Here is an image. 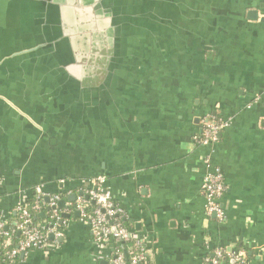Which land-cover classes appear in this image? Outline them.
<instances>
[{
	"label": "crops",
	"instance_id": "crops-1",
	"mask_svg": "<svg viewBox=\"0 0 264 264\" xmlns=\"http://www.w3.org/2000/svg\"><path fill=\"white\" fill-rule=\"evenodd\" d=\"M31 1L0 0V218L15 226L16 206L36 187L61 195L69 218L60 238L18 264H109V249L70 207L96 176L146 242V264H204L215 248L264 264V0H209L166 42L150 33L161 51H124L143 62L110 75L101 106L91 94L60 96L69 79L53 57L59 39L30 27ZM211 119L227 127L196 145ZM214 168L222 222L201 193Z\"/></svg>",
	"mask_w": 264,
	"mask_h": 264
},
{
	"label": "water",
	"instance_id": "water-1",
	"mask_svg": "<svg viewBox=\"0 0 264 264\" xmlns=\"http://www.w3.org/2000/svg\"><path fill=\"white\" fill-rule=\"evenodd\" d=\"M207 4L209 0H35L28 5L27 13L31 28L37 32L44 29L50 37L43 36L59 39L53 57L62 68L59 72L69 79L60 96L79 101L91 94L94 101L99 97L101 106L116 56L150 41V33L163 36L166 42V33L181 27L183 16L203 15ZM256 16L253 12L249 18L256 20ZM103 55L110 59L107 66L100 64ZM74 200L75 196L70 201ZM63 208L59 203V209ZM74 217L79 218V213ZM48 241H54V236L49 235ZM99 264L108 263L101 260Z\"/></svg>",
	"mask_w": 264,
	"mask_h": 264
},
{
	"label": "built area",
	"instance_id": "built-area-1",
	"mask_svg": "<svg viewBox=\"0 0 264 264\" xmlns=\"http://www.w3.org/2000/svg\"><path fill=\"white\" fill-rule=\"evenodd\" d=\"M226 127V122L217 121L216 119L207 120L203 124L201 135L196 139L195 144L207 147L215 143L220 131ZM93 182V188L76 194L74 203L70 205L71 209L79 213V219L82 222L88 224L94 242L109 249L110 254L106 257L109 264H128L126 253L120 251L119 245L130 240L134 242V247L130 251L129 264H146L149 254L146 242L136 237L126 228L124 212L114 203L109 192L104 189V178L96 176L93 178ZM224 190L222 175L218 169L214 168L204 176L201 184V193L205 199L206 212L208 215H213L218 222L224 220V213L220 205ZM34 192V197L31 199L34 201L33 205H29L28 201H24L15 208L19 221L16 222L14 227L21 239L14 248L5 252L7 263L1 262L0 264H11L13 259L21 254L26 255L28 251L50 247V244L46 242L49 235H53L54 239L61 237L60 224L62 221L61 214L58 211V202L61 199V195L46 196L41 193L39 187H36ZM43 200L44 203H41ZM90 203H93L95 208H93L91 213H87ZM43 208L50 211L51 218L58 223H46L47 225L44 227L46 230L45 236L37 228L29 227L32 211L41 214ZM12 232L9 233L7 231L5 221L0 218V237L5 238L6 245H10L12 241ZM223 256L230 258L232 264H247L244 252L237 250L226 252L222 248L213 249L212 255L205 258L204 264H220Z\"/></svg>",
	"mask_w": 264,
	"mask_h": 264
},
{
	"label": "trees",
	"instance_id": "trees-1",
	"mask_svg": "<svg viewBox=\"0 0 264 264\" xmlns=\"http://www.w3.org/2000/svg\"><path fill=\"white\" fill-rule=\"evenodd\" d=\"M201 135V134H200ZM199 135V137H200ZM29 205H33L34 201L33 200H29L28 201ZM44 203V200L41 202ZM93 208H95L93 203H90L88 209H87V213H91V211L93 210ZM42 212H44V217L40 218L38 217V213H36L35 211H32V215H31V223L29 225V227H35L39 230V232L45 236L46 230H45V226L47 225L46 223L50 222L51 224H58L56 222L55 219L51 218V212L48 211L47 209L43 208ZM43 214V213H42ZM12 221H14L15 223L18 222V215L12 217ZM7 231L10 233L12 232V241L10 243V245H6L5 244V238L4 237H0V263L1 262H6L7 263V258L5 255V252L9 251L10 249L14 248L15 245L20 241L21 237L18 234V232L15 230V227L13 225H9L6 227ZM47 244H52L51 242L48 241L47 238ZM134 247V242L132 240L119 245V249L121 252L126 253V261L129 264L130 263V251L133 250ZM237 251H240V249H237ZM20 262V256H17L13 259V262L11 264H18ZM220 264H232V261L230 258H228L227 256H223L222 259L220 260Z\"/></svg>",
	"mask_w": 264,
	"mask_h": 264
},
{
	"label": "flooded vegetation",
	"instance_id": "flooded-vegetation-1",
	"mask_svg": "<svg viewBox=\"0 0 264 264\" xmlns=\"http://www.w3.org/2000/svg\"><path fill=\"white\" fill-rule=\"evenodd\" d=\"M156 46H157L156 42H154L153 39L150 38V41L147 40V42L145 43V46H143V44L140 43V45L138 46V49H142L144 51V53L151 54L153 49H154V51L159 50V49H156ZM104 47H105V45H104ZM159 51H161V50H159ZM19 52H22V51H19ZM105 58H106L105 55H103L99 60L100 64L102 66L103 65L107 66L110 64V59H105ZM122 62H124V63L122 64ZM140 62H143V61L140 60L139 58L133 59V57H131V55L130 56L125 55V56H122L120 58L119 57L115 58L113 60V68L114 69L111 72L112 77L114 74L116 75L114 78H118L120 75H122L121 70H123V68L131 69V70L135 71L137 69V67L139 66L138 63H140ZM119 68H122V69H119ZM101 76H103V75H101Z\"/></svg>",
	"mask_w": 264,
	"mask_h": 264
}]
</instances>
